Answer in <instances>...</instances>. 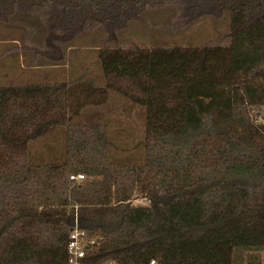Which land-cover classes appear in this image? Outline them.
<instances>
[{
  "label": "trees",
  "instance_id": "1",
  "mask_svg": "<svg viewBox=\"0 0 264 264\" xmlns=\"http://www.w3.org/2000/svg\"><path fill=\"white\" fill-rule=\"evenodd\" d=\"M252 1L226 10V46L99 49V82L0 85V264H67L74 226L96 240L89 264H264V0ZM112 95L143 108L136 159L110 152L107 125L73 123ZM51 132L58 148L32 156Z\"/></svg>",
  "mask_w": 264,
  "mask_h": 264
},
{
  "label": "rangeland",
  "instance_id": "2",
  "mask_svg": "<svg viewBox=\"0 0 264 264\" xmlns=\"http://www.w3.org/2000/svg\"><path fill=\"white\" fill-rule=\"evenodd\" d=\"M63 1L57 7L49 0V8L39 9L34 0H0V85L28 83L30 74L50 78L69 72L99 82V49L226 46L232 36L226 10L239 0H130L127 9L122 0H86L81 9ZM74 122L107 125L115 157L140 155L143 108L112 95L106 105L85 109ZM61 142V134L51 132L33 141L29 152L52 153Z\"/></svg>",
  "mask_w": 264,
  "mask_h": 264
},
{
  "label": "built area",
  "instance_id": "3",
  "mask_svg": "<svg viewBox=\"0 0 264 264\" xmlns=\"http://www.w3.org/2000/svg\"><path fill=\"white\" fill-rule=\"evenodd\" d=\"M83 179L80 174L69 176V180L73 182H79ZM95 245V239L88 236L85 231L79 230L77 226H74L68 235L66 246L67 264H89V253ZM150 264L155 263L151 261Z\"/></svg>",
  "mask_w": 264,
  "mask_h": 264
},
{
  "label": "crops",
  "instance_id": "4",
  "mask_svg": "<svg viewBox=\"0 0 264 264\" xmlns=\"http://www.w3.org/2000/svg\"><path fill=\"white\" fill-rule=\"evenodd\" d=\"M31 68H29V69H31ZM31 75L32 74H30L28 76V78H29L28 80L29 81H27V82L51 83L50 80L59 81V79H60V81L61 80L62 81H70V80L72 81V80L77 79L76 76H74V74H71L70 72L66 73V74L62 73V75L60 74L59 76H56V75L55 76H51L50 78H47L46 76L38 74L37 76H34L35 77V79H34V77H30Z\"/></svg>",
  "mask_w": 264,
  "mask_h": 264
}]
</instances>
